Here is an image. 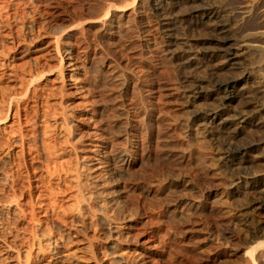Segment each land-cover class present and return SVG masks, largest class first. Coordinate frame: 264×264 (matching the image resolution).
<instances>
[{
    "label": "rangeland",
    "instance_id": "374dc122",
    "mask_svg": "<svg viewBox=\"0 0 264 264\" xmlns=\"http://www.w3.org/2000/svg\"><path fill=\"white\" fill-rule=\"evenodd\" d=\"M159 2L161 9L154 10L151 0H0V245L9 254L0 264H264V236L254 237L252 231L264 222V211L254 214L244 208L264 197L261 188L248 183L250 177L264 179V0ZM195 8H208L212 14H195ZM159 17L167 21L166 28ZM219 24L225 26L227 45L238 48L234 65L214 54L211 37ZM180 47L187 50L186 57L176 60ZM72 55L87 66L68 79ZM62 75L71 85L60 87ZM234 77L240 82L229 108L210 126L193 120L194 109H215L219 103L223 93L214 91L213 83ZM186 78L198 81L203 92L192 104L181 93ZM61 111L67 132L53 122ZM240 111L247 122L225 128L224 118ZM235 127L239 130L232 135ZM20 132L25 139L21 147ZM126 135L133 161L128 170L115 178L102 171L93 180L90 155L100 145L113 153L120 150ZM5 136L17 145L6 149ZM226 144L251 146L242 164L249 175L237 183L233 165L218 160ZM60 147H66L61 154ZM179 155L189 161L178 164ZM53 165L57 172L50 176ZM200 165L207 169L204 177ZM75 166H83L82 182L99 186L89 188L101 196L93 203L92 225L80 227L77 249H48L40 234L47 227L57 230L59 224L35 199V217L43 223L36 238L41 246L28 249L26 237L35 222L20 211L30 209L27 182L43 181L44 187L59 192L66 181L56 174L64 177L65 169L70 174ZM182 173L188 176L183 182ZM118 183L141 189L125 194L127 188ZM41 200L48 206V195ZM186 201L194 208L187 218L179 217L181 206L176 204ZM103 208L120 219L105 220Z\"/></svg>",
    "mask_w": 264,
    "mask_h": 264
},
{
    "label": "bare ground",
    "instance_id": "6f19581e",
    "mask_svg": "<svg viewBox=\"0 0 264 264\" xmlns=\"http://www.w3.org/2000/svg\"><path fill=\"white\" fill-rule=\"evenodd\" d=\"M202 1V0H201ZM151 3H152V6L154 7V10H159L161 9L160 8V2L159 0H151ZM170 6V5H169ZM199 7V6H198ZM205 11V12H204ZM207 11V14L210 15L212 14L209 9H201V8H195L193 9V12L196 14V13H199V12H203V13H206ZM213 12V11H212ZM124 13V12H123ZM192 14V13H191ZM200 15V14H199ZM121 16V15H120ZM160 18V22L162 23L163 27L166 28L167 26V21L165 20V18ZM208 18V17H207ZM66 19V17H64V20ZM111 24V23H110ZM120 24V23H119ZM117 23L116 26L119 25ZM104 25V24H103ZM120 26V25H119ZM216 33L212 35L211 39L213 41V43L215 44V55L216 54H219L220 57H222L223 59V62L228 64V65H234L237 63V57H238V53H237V50L238 48H231L227 45L228 43V38L226 35H224L226 32H225V26L222 25V24H219V25H216ZM105 27V25H104ZM117 28V27H116ZM119 28V27H118ZM118 30V29H117ZM63 31V30H61ZM119 31V30H118ZM117 31V33L119 34V32ZM138 31V30H136ZM136 31H133V32H136ZM130 33V32H129ZM132 33V32H131ZM134 34V33H133ZM121 35V34H120ZM168 35V33H167ZM167 45L168 46H171L173 44V41L172 39H168L167 40ZM264 43V42H263ZM262 43V44H263ZM166 44V42H165ZM184 44V43H183ZM246 44L245 43H241L240 46L244 47ZM177 46V45H176ZM264 46V44H263ZM262 46V47H263ZM185 47V46H184ZM187 48V47H186ZM174 51V50H173ZM179 51V50H178ZM187 50L185 51V48L183 50V48L180 47V51L177 53V54H174V57L177 59H182L185 56L184 53H186ZM86 53V52H85ZM72 53L69 52V55H71ZM191 57V56H190ZM189 57V59H190ZM188 59V58H187ZM188 59V60H189ZM183 60V59H182ZM185 60V59H184ZM181 61V60H180ZM183 62V61H182ZM69 66L72 67V70H70L71 72L68 73V79L71 78V76L73 75V73H78L79 70L81 68H84L87 66V62L83 61H78L77 60V56L75 55H72L71 58H70V61H69ZM188 64V63H187ZM63 66V63L60 62L59 64V68L60 70H62V67ZM30 72V71H28ZM27 72V73H28ZM73 72V73H72ZM84 72V71H83ZM26 74V73H24ZM32 74V73H31ZM38 74V73H37ZM36 74V75H37ZM29 75V74H28ZM42 76V75H41ZM39 78H40V75H39ZM24 79V78H23ZM36 79V78H35ZM61 79L62 80V83L60 84V87L61 88H64L65 86H68V85H71V82L70 83H67L65 84V81H64V77L63 75L61 76ZM184 79V78H183ZM29 81V80H27ZM69 81V80H68ZM200 81V80H199ZM32 81H30L31 83ZM183 85H184V89L182 90L183 92L182 95L184 96L183 99L185 98L186 101L185 102H188L189 104H192V103H195V101L197 99H199L201 96H203V92L201 91V85H199L198 81H194V80H191V79H185L183 81ZM240 82V79L239 78H229V79H225L224 81H215L213 84H214V91H217V92H222L223 94L219 97V100L216 101V102H219L218 104L221 106L220 108L216 109L218 107V104L217 106L215 107V109H209L208 110H205V109H201V108H197V109H194L193 113L191 114L193 118V120H195L198 124L200 125H204V126H210L211 124L214 123V121H216V119L219 118L221 112L224 110V109H227L228 106L231 105V102L232 100L236 97V93H235V87L236 85ZM28 83V82H27ZM123 83V81H122ZM24 84V83H23ZM182 84V83H181ZM30 85H33V84H30ZM29 86V84L27 85ZM123 86V85H122ZM212 86V85H211ZM59 87V88H60ZM160 87V86H159ZM30 88V87H29ZM33 88V87H32ZM60 88V89H61ZM25 89V87H24ZM77 89L74 87V90ZM27 90V89H26ZM121 90V89H120ZM204 90V89H203ZM234 90V91H233ZM127 91V87H123L122 89V92L123 94L126 93ZM181 91V90H180ZM26 92V91H25ZM34 92V91H33ZM122 92H120V96H122ZM29 93V92H28ZM31 93V92H30ZM26 94V93H25ZM12 97V96H11ZM10 97V98H11ZM9 98V99H10ZM1 99V98H0ZM215 99V98H214ZM3 100V98H2ZM1 101V100H0ZM18 101V100H17ZM20 102V101H19ZM16 104V103H15ZM121 104V103H120ZM214 104V103H212ZM18 105V104H17ZM16 105V106H17ZM50 105V104H49ZM53 107V106H52ZM63 107V106H62ZM24 108V107H23ZM44 108V107H43ZM61 108V107H60ZM210 108H213V107H210ZM229 108V107H228ZM18 109V108H16ZM62 109V108H61ZM60 109V110H61ZM122 109V108H121ZM234 109V108H233ZM48 110V109H47ZM18 110H15V113H18L16 112ZM42 111H45V110H42ZM58 111V110H57ZM243 111V110H242ZM54 112V111H53ZM14 113V115H16ZM61 114V116L64 115L63 111L59 112V115ZM20 115V114H19ZM18 115V116H19ZM48 116V115H47ZM60 116V117H61ZM246 116V115H245ZM45 117V116H44ZM58 118L56 119L54 117V124L59 127L57 129H60V130H63V131H66V127H67V124L64 125V128H63V124L65 123V119H64V116L61 117V118ZM18 118V117H17ZM1 119V118H0ZM48 119V118H47ZM60 119V120H59ZM123 120V124H124V133L126 134L127 133V125L129 124V116L128 114H125V116L122 118ZM237 122H235V121ZM247 119L244 117V114L240 112H237L236 114L234 113V115H230L226 118H224V121L225 122V128H228L229 127V124H235V125H238L239 123H246ZM29 121V120H28ZM43 121V120H42ZM20 122V121H19ZM235 122V123H234ZM29 123V122H28ZM67 123V122H66ZM197 124V125H198ZM20 125V123H19ZM199 125V126H200ZM69 126V125H68ZM55 127V126H54ZM21 128V127H20ZM49 130V129H48ZM70 130V129H69ZM104 130V129H103ZM211 130V129H210ZM230 130V129H229ZM239 129H237V127L235 128H232V135H234ZM47 132V131H46ZM51 132V131H50ZM67 132V131H66ZM65 132V133H66ZM23 133V132H22ZM54 133V132H53ZM16 134V133H14ZM14 134H11L13 135L14 137ZM24 134V133H23ZM23 134H21L20 132V139H18L19 142V146L21 147L23 145V140L24 139V136ZM45 134V132H44ZM50 134V133H49ZM57 134V133H56ZM67 134V133H66ZM10 135V136H11ZM103 136V135H102ZM26 137V136H25ZM49 137V136H48ZM63 140L62 142L65 144H67L68 142V138L67 136H63ZM5 141H4V146H6V149L8 148H11L10 146L12 145H17L15 142V140H13L12 138H9V137H6L5 136ZM12 139V140H11ZM15 139V138H14ZM54 140V139H53ZM125 144L122 146V148L118 151H114V153L112 151H109L106 150V146L105 145H100V149L99 150H95L92 155H90V158H89V163L90 164H87V166H89V169H92L93 172H92V176L95 180L96 178H98V175H100V173L102 171L105 172V174H107L109 177L111 178H115L116 176L118 177L119 175H122L123 173H125L130 164L133 162L132 161V158L130 157V152H129V149H128V138H127V135L125 136ZM75 142V140H74ZM51 143V142H49ZM48 143V145H46L48 147L49 150H51V148L53 146H51L50 144ZM60 144V143H59ZM229 144V143H228ZM55 145V144H54ZM61 145V144H60ZM96 145V144H95ZM227 145V144H226ZM3 146V147H4ZM71 146V145H70ZM72 147V146H71ZM132 148H134V145H131ZM251 146L250 145H237V146H230V145H227L221 152L220 154L218 155V160L221 164H224L225 162H230L232 165H233V169H234V175H233V181H235L236 183L239 182L241 180L242 177H244L245 175H249V172L246 171L244 168L245 166H243V161H244V155L248 152V149L250 148ZM19 148V147H18ZM57 148V147H56ZM55 148V150H56ZM73 148V147H72ZM6 149H4L3 151H5ZM60 150L57 151L59 152L60 154L66 150V147H60L59 148ZM76 149V148H75ZM86 149V148H85ZM131 149V148H130ZM47 150V149H46ZM53 150V149H52ZM51 150V151H52ZM116 150V149H115ZM161 150V149H160ZM20 151V150H19ZM68 151V150H67ZM73 151V150H72ZM9 152V151H6V153ZM48 152V151H47ZM75 152V151H74ZM58 153V154H59ZM76 153V152H75ZM48 154V153H47ZM53 154V153H52ZM59 154V155H60ZM188 154V153H187ZM50 155V154H49ZM55 155V153H54ZM58 155V156H59ZM197 155V153H196ZM48 156V155H47ZM89 156V155H88ZM201 156V155H200ZM51 157V156H50ZM175 157V156H174ZM196 157L195 160L197 159V156H194ZM217 157V156H215ZM189 157H186V155H182L180 157L179 155V162L178 164L184 162V164H186L185 161H189L188 159ZM212 158V157H211ZM55 160V159H54ZM65 160V159H64ZM140 160V159H139ZM199 160V159H198ZM207 160V159H206ZM216 160V158H215ZM217 160V161H218ZM200 161V160H199ZM66 162V161H65ZM198 162V161H197ZM72 164V162H71ZM195 164V162H194ZM201 164V162H200ZM206 164V162H205ZM50 165V164H48ZM70 165V164H69ZM73 165V164H72ZM207 165V164H206ZM64 165L60 162L59 163V167H63ZM67 166V165H66ZM65 166V167H66ZM74 166V165H73ZM180 166V165H179ZM69 167V166H68ZM83 166H81L82 168ZM200 169H199V168ZM197 169L200 170L201 172V176H205L206 173V170H205V166H198ZM72 168V167H71ZM80 169H77V166H75L73 169H72V172L70 174H67V170L65 169L64 173V177H62L59 173H57V178L58 179H63L65 182L64 184V187L60 188L58 186L57 189H59V192L58 191H54V189L52 187H44L43 186V181L41 184L37 183V180H34V184L33 183H28V188H27V192L28 194L30 195V209L28 212H25L26 210L25 209H21L20 211L22 212V216L24 215L26 217L29 216V220L35 222V224L31 227L30 229V232H29V236L26 237V241H27V245H29L28 249L30 247H32L33 245H35V247L38 245H40V241L36 238H39L38 237V229H40L39 227L43 224H40L39 220L35 217L36 213H35V207L34 205L36 204L37 207H45V209L43 208V212H49V214H51V216L53 217V219H55L57 221V223L59 224L57 230L53 228H55V226H52L51 228L50 227H47L44 231V234H40L41 236H44L46 238H43L45 243L47 244V247L48 249L50 248L51 246V250L55 251V252H58V250H62V249H67L70 245L74 246L75 249H77V244L79 243L80 239L77 238V234L79 233L80 230V227H84L86 225V223H90V226L92 225V219L94 218L95 216V209L93 206V203L96 199H99L101 198V196H96L95 194H93V192L89 189V188H94L95 186L94 185H97V184H94L92 185V183L94 182L92 179L91 181L93 182H89L87 183V181H81V178L80 175L82 174L80 172ZM207 168V167H206ZM33 169V168H32ZM46 169V168H45ZM196 169V170H197ZM209 170V169H208ZM50 172V176H52L54 173L57 172V166L56 165H53L52 168H50L48 170ZM91 171V170H90ZM32 172V171H31ZM84 173V172H83ZM16 175V174H15ZM20 176V175H19ZM54 176V175H53ZM86 176V175H85ZM103 176V175H102ZM210 176V175H209ZM90 177V178H91ZM188 176L184 173L180 174L179 178L181 179V181H185L186 178ZM202 177V178H203ZM48 178V177H47ZM83 178V177H82ZM120 178V177H119ZM37 179V178H36ZM46 179V178H45ZM50 179V178H49ZM54 179V178H53ZM9 180V179H8ZM28 180V179H27ZM249 180V185L250 186H253V187H256V188H261V191H264V179H256L255 177H250L248 178ZM46 181V180H45ZM111 181H114V179H112ZM40 182V181H39ZM48 182V181H47ZM115 182V181H114ZM118 182V181H117ZM16 183V182H15ZM54 183V182H52ZM64 183V182H63ZM107 183V182H106ZM234 183V182H232ZM49 184V183H47ZM150 184V183H149ZM46 185V184H44ZM61 185V184H60ZM102 185V184H101ZM117 185V183H116ZM136 185V184H135ZM186 185V184H185ZM48 186V185H47ZM52 186V185H51ZM98 186V185H97ZM104 186V184H103ZM102 186V187H103ZM152 186V185H151ZM99 187V186H98ZM117 187V186H116ZM118 187L120 188H127L126 185L124 183H118ZM117 187V188H118ZM143 187V186H142ZM145 187V186H144ZM26 188V187H25ZM21 189V188H20ZM32 189H34L32 191ZM137 189H141L140 187L137 186H134V185H130L129 188H127V192L125 194H128V192H132V191H135ZM19 190V189H18ZM115 190V189H114ZM118 190V189H117ZM125 190V189H124ZM147 190V189H145ZM14 193H15V190L13 189ZM17 191V190H16ZM23 191V190H21ZM98 191V190H97ZM19 192V191H17ZM47 192V193H45ZM141 192V190L139 191ZM6 193V192H5ZM20 193L19 192V196H20ZM58 193L60 194V196H58ZM95 193V192H94ZM112 193V192H111ZM120 193V192H119ZM134 193V192H133ZM143 193V192H142ZM16 194V193H15ZM131 194V193H130ZM214 194V193H213ZM43 195H48V199H49V203L47 204L48 206H45V202L43 203L42 200L41 201H37V200H40V197L42 199V196ZM99 195V194H97ZM102 195V194H101ZM121 194H119L120 196ZM145 195V194H144ZM171 195V194H170ZM15 198L12 200L14 201L13 204H16L18 205L19 201H18V198L16 197V195H14ZM23 196V194H22ZM125 196V195H124ZM133 196V195H132ZM12 197V196H11ZM34 197V199L32 198ZM116 197V196H115ZM129 197V196H128ZM172 197V195H171ZM123 198V197H122ZM126 198V197H125ZM124 198V199H125ZM33 199V200H32ZM36 199V202L34 201ZM45 199V197H44ZM63 199H65L64 201H66V203L64 202L63 203ZM47 200V198H46ZM35 204H34V202ZM129 201V199H128ZM249 201V200H248ZM127 202V201H126ZM134 202V201H133ZM12 203V202H11ZM10 203V204H11ZM10 204H8V206H10ZM106 204V203H105ZM118 204V203H117ZM179 202H177L176 204V208L181 206V209H179V214L177 213V215L179 216H186V218L188 216H190V211L192 208H194V204L189 202V201H186L185 203L183 204H180L178 205ZM104 205V204H103ZM133 205V204H132ZM175 205V204H174ZM7 206V207H8ZM196 207V206H195ZM199 207V206H198ZM1 208V207H0ZM6 208V207H5ZM245 209H251V212H253L254 214H259L261 212L264 211V197H256L252 200H250L247 204V206L244 207ZM7 209V208H6ZM117 209V208H116ZM9 210V209H8ZM115 210V209H114ZM111 211V210H110ZM108 212V211H107ZM105 211V209L103 208L102 210V213L104 214V219L107 220V221H114L115 219L118 220L120 219L117 215L115 216H111L109 215V213H107ZM119 212V211H118ZM174 213V212H173ZM176 213V212H175ZM112 214V212H111ZM46 214L44 213V216ZM48 215V213H47ZM80 215H82V219L77 222V218L80 217ZM173 215V214H172ZM200 215V214H199ZM262 215V214H261ZM176 216V215H175ZM175 216H174V219H175ZM177 216V217H178ZM179 216V217H180ZM193 216V215H192ZM52 219V221H53ZM123 219V217H122ZM95 220V219H94ZM55 221V223H56ZM106 221V223H107ZM51 222V221H50ZM115 222V221H114ZM255 222V221H254ZM47 223V222H46ZM79 223V224H77ZM108 224V223H107ZM255 224V223H254ZM32 225V224H31ZM52 225V224H51ZM56 225V224H55ZM95 225V224H94ZM89 227V226H88ZM94 227V226H93ZM252 227V226H251ZM43 228V226L41 227ZM85 228V227H84ZM249 228V227H248ZM25 229V228H24ZM28 229V228H27ZM42 229V230H44ZM91 229V228H90ZM95 229V228H94ZM41 230V231H42ZM86 230V229H85ZM25 231V230H24ZM29 231V230H28ZM96 231V230H95ZM253 234L255 235L254 237H259V236H264V222H257L255 224V226H253ZM26 232V231H25ZM84 232V231H83ZM112 232V231H111ZM113 232H116V231H113ZM116 234V233H115ZM119 234V233H118ZM18 235V234H17ZM16 235V236H17ZM104 235V234H103ZM110 235V234H109ZM124 235V234H123ZM83 236V235H82ZM99 235H97L98 237ZM113 237V236H111ZM115 237H118L117 235H115ZM122 237V236H121ZM126 237V235H125ZM18 238V237H17ZM84 238V237H83ZM82 238V239H83ZM84 240V239H83ZM82 241V240H81ZM86 241V240H85ZM25 242V240H24ZM88 242V241H87ZM86 242V243H87ZM82 243V242H80ZM95 243V242H94ZM4 244V243H3ZM26 244V243H25ZM37 244V245H36ZM91 244V242H90ZM43 245V244H42ZM88 245V244H86ZM101 245V244H100ZM26 246V245H25ZM41 246V245H40ZM82 246V244H81ZM92 247V246H91ZM6 246L3 247L0 245V259H6V258H9V254L6 250ZM46 248V247H45ZM88 248V247H87ZM90 248V247H89ZM47 249V250H48ZM80 250V248H79ZM85 250H86V247H85ZM83 251V250H82ZM27 252V251H26ZM24 255V254H22ZM93 255V254H91ZM95 255V254H94ZM89 256V255H88ZM91 257V256H90ZM94 257V256H92ZM95 258V257H94ZM99 260V259H98ZM20 261V260H19ZM24 261V260H23ZM86 261V260H85ZM92 261V260H91ZM95 261V260H94ZM93 261V262H94ZM97 263V261L95 262ZM98 264V263H97Z\"/></svg>",
    "mask_w": 264,
    "mask_h": 264
}]
</instances>
